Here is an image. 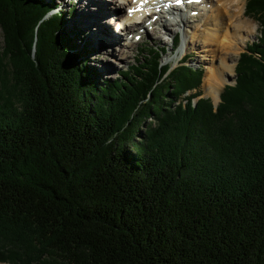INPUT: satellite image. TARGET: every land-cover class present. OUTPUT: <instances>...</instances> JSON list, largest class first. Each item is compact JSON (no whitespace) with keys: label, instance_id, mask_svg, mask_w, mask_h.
I'll return each instance as SVG.
<instances>
[{"label":"trees","instance_id":"obj_1","mask_svg":"<svg viewBox=\"0 0 264 264\" xmlns=\"http://www.w3.org/2000/svg\"><path fill=\"white\" fill-rule=\"evenodd\" d=\"M56 6L0 0V263L264 264V0L216 108L166 48L99 82Z\"/></svg>","mask_w":264,"mask_h":264},{"label":"rangeland","instance_id":"obj_2","mask_svg":"<svg viewBox=\"0 0 264 264\" xmlns=\"http://www.w3.org/2000/svg\"><path fill=\"white\" fill-rule=\"evenodd\" d=\"M49 1H55L58 4H60L61 9H57V12L59 11H64L65 13H68L69 10H71L74 6L76 7V13L72 16H70V24L71 25H75L78 30H82L83 33L86 36V40H88L89 38V34L90 31L86 34L85 32L88 30L87 28H84L83 30V25H86L87 23H85L84 21H77V18L82 17V18H97L95 17V9H96V2L97 0H92V2L89 3L90 6H88V8L86 7V10H84V5H82V1L83 0H49ZM94 1V2H93ZM99 2H104V0H98ZM112 1V0H111ZM242 4L240 5V8L244 9V19H246L245 21L250 22L254 27H256L257 32L255 34V37H248L247 38V43L243 44V46L241 47L240 53L235 55V57H233L232 59L228 60V63L233 66L234 65V74L233 76H225L226 79V83L221 85V88L219 86V100L217 97H214V95L208 94V84L210 82V75L212 73V71L216 68L219 67L220 65V56L222 54V51L215 47V46H206L204 47V43L203 40L201 38V35L204 34L202 32V30L205 29L204 27V18L203 16H197V17H193V18H189V20L191 21L190 23H187V26H182L181 28L179 27H174V35H176L178 32H180L182 34V41L179 44V46L177 47V49H172V37L173 34L172 33H167L163 28H161L160 26H155L158 29L157 31H154V29H152V27L154 26H149L150 29L145 28L144 26V33H142L140 31V29H137L139 32V35H142V39L139 42H134V46L131 48H127L125 49V52L123 53V56L126 57V55H128V57H126L127 59H118L117 56H115L112 52H108L110 49V47L107 46H103L101 48L104 49V55H102L101 52V48L100 49H95L93 46H96L94 39L92 38V41H88V47L87 50H91V51H95V54L91 55L89 57V64H87L90 67H95L98 73V81L102 82L103 80H112L115 81L118 78H121V72L122 71H126L129 70L135 63L137 60L141 59V55H142V51L149 49L150 47H157L158 49L161 48H166L167 49V53L166 55H164L163 59H162V65H167L169 64L171 66L172 69H175L176 67H178L180 65V60L184 59V54H189L191 57L190 59L187 61V59H184V62L188 65H190V67H193L195 69L198 70H203V78H202V84L200 87V90L197 91H192V92H188L187 95L185 96H189L192 94H198L197 98H195V102L198 100H203V99H209L212 101V104L214 106V108H216L220 103H221V95L224 91L225 88H227L228 86L232 87L236 85V80H237V76H236V69H237V65H238V61L241 57L242 53H246L247 49L249 46H251L252 43L254 42H258L259 39L262 37L261 36V31L262 28L260 26V24L256 21V19L251 18L249 16H247L246 14V5L248 0H242ZM119 2V1H118ZM115 3L114 0L112 2V4H110L109 6L111 7V9L116 5V7L120 6V3ZM120 4V5H119ZM199 7V6H198ZM198 7H195V11L198 10ZM235 8V7H233ZM89 9L91 12H89ZM92 9V10H91ZM117 9V8H115ZM122 12L118 13L119 16H123L125 14V11L122 8H120ZM119 10V9H118ZM211 8L207 7V13H209V15L211 14ZM94 11V12H93ZM114 11V10H112ZM79 16V17H78ZM116 16V15H115ZM226 16V15H225ZM102 17V16H101ZM104 17V22L102 23V25L104 27H108V29H112L115 30L116 34L114 33V36L118 37V38H122L123 42L128 41L133 43V39L134 38H130L127 39V34L130 31H133L132 29H129L128 31H121L123 32L122 35L119 34L117 27H114L112 24L110 25L109 23L114 20V14H113V18L111 14H108ZM117 17V16H116ZM96 19H93V21ZM194 20H196L194 22ZM108 21V22H107ZM99 22V21H97ZM115 22H118L115 21ZM78 23V24H77ZM203 28V29H202ZM209 28V27H208ZM211 28V27H210ZM86 29V30H85ZM96 31V29H95ZM134 32V31H133ZM157 32V34H156ZM79 33V32H78ZM127 33V34H126ZM167 33V34H166ZM133 36H135L134 33H131ZM196 34V35H194ZM131 35V36H132ZM160 37V39H159ZM200 38V39H199ZM2 32L0 29V46L2 44ZM183 39L185 41H183ZM99 46V45H98ZM100 47V46H99ZM216 49V52L214 51ZM107 53H105L106 51ZM102 59H98V57H100ZM109 58H112L113 60H116L117 64H115V62L113 61H108ZM236 59V60H235ZM106 67H110L107 68L108 70H105ZM111 69V70H110ZM169 94V93H168ZM151 120H149L148 122H150ZM3 264V263H0Z\"/></svg>","mask_w":264,"mask_h":264},{"label":"bare ground","instance_id":"obj_3","mask_svg":"<svg viewBox=\"0 0 264 264\" xmlns=\"http://www.w3.org/2000/svg\"><path fill=\"white\" fill-rule=\"evenodd\" d=\"M118 1L121 5L116 7L117 4H115V6L111 9L109 5L112 4L113 0H104V2H99L97 0L95 4V17L97 18L90 19L78 16L79 18H77L76 22L84 21L85 23H87L86 25H83L81 27H83V30L84 28L88 29L85 32L86 34L90 31L88 37L89 39L86 40L87 43H89L88 41H92V38L95 42H97L95 43L96 46H94L93 44L92 47H94L95 49H100L103 46L110 47V50H107L108 52H112L115 56H117L118 59H127L126 57H128V55L124 57L123 53L125 52V49L133 47L134 42H123L122 38L114 36V33L116 34L115 30H110L108 29V27H104L102 25V23L104 22L103 16L111 14L113 17V14L117 15L118 22L112 20L109 24H112L114 27L121 28L120 30H118V32L120 35H122L123 32L121 31H128L129 29H132L133 31L137 29L141 30L143 27L138 25V23L146 22V20L142 18V15L145 14L146 11H137L136 13L128 14V10L137 8L139 1L134 2L133 0H125V2H130V6H128L127 8L125 7V4L122 5L121 0H114L115 3H117ZM90 2H92V0L82 1V5H84L85 11L88 10H86V7L88 8V6H90ZM202 2L203 3L200 4L199 7L198 5L194 7H198V10L200 11L199 16H203L204 18L203 25L205 29L202 30L204 34L201 35L204 47L213 45L218 49V51L219 49L222 51V54L220 56V65L218 68L212 71L209 77L210 82L207 86L209 91L208 94L214 95V97H217L219 100V86L221 88V85L226 83L225 76H233L234 74V65L231 66L228 63V60L232 59L233 57H235V55L240 53L243 44L247 43V38L255 37L258 28L256 29V27L253 26L254 24H251L253 21H250L251 23L245 21L246 19H244V9L240 8V5L243 2L242 0H203ZM150 5L152 6L153 3H151ZM122 7L125 9V14L123 16H119L118 13L122 12L120 11V8ZM207 7L212 9L210 15L209 13L205 12L207 11ZM89 12H91L90 9ZM179 12V9H177L176 11L171 13L173 17L169 20L166 19L167 14L164 15L162 12L155 13L154 15H159V20L152 24L155 28L154 31L158 32V30H156L158 28L155 26H160L167 33H172L174 36V27L181 28L182 26H187V23L191 22L189 18L182 17ZM93 19L96 20L93 21ZM134 19H136L135 22ZM195 21L196 20H194V22ZM133 31H130L128 34L126 33L127 39H129L128 36L131 35V33H134L135 36L139 34L138 32ZM79 33H83V31L81 30ZM183 41L185 40L183 39ZM107 51L105 53H107ZM214 51L216 52V49ZM100 53L104 55L103 48H101ZM98 59H102L101 56L98 57ZM108 61H113L115 62V64H117L116 60H113L112 58H109ZM107 68L110 67H106L105 70H108Z\"/></svg>","mask_w":264,"mask_h":264},{"label":"snow or ice","instance_id":"obj_4","mask_svg":"<svg viewBox=\"0 0 264 264\" xmlns=\"http://www.w3.org/2000/svg\"><path fill=\"white\" fill-rule=\"evenodd\" d=\"M176 2H177V3H180V0H176ZM129 14H131V13H129Z\"/></svg>","mask_w":264,"mask_h":264}]
</instances>
